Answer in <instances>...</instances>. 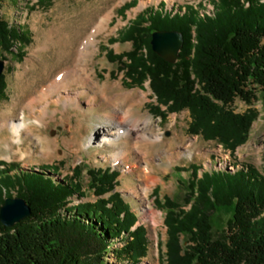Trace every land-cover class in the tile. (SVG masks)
<instances>
[{"label": "trees", "instance_id": "1", "mask_svg": "<svg viewBox=\"0 0 264 264\" xmlns=\"http://www.w3.org/2000/svg\"><path fill=\"white\" fill-rule=\"evenodd\" d=\"M134 4L126 2L120 11ZM156 30L183 33L175 63L152 50ZM18 41L28 42L0 13V46L9 50ZM116 41H130L133 49L125 54L108 50V59L126 68L133 83L150 80L158 100L151 107L154 113L165 116L159 105L170 112L189 109L193 133L232 149L247 140L257 112L250 108L235 113L230 105L236 98L251 104L254 89L264 98V0H218L213 13L203 16L190 5L168 9L161 3L141 11L122 35L109 39ZM3 80L1 75L2 96ZM14 164L2 161L0 208L16 192L26 199L31 214L12 227L0 221V264H107L110 252L119 261L136 264L146 256L145 227L137 225L136 213L121 194L112 193L117 170L91 169L90 188L97 199L73 205L84 196L76 177L54 178L60 170L54 164L42 166L41 172L11 173L19 169ZM200 168L180 169L191 172L185 198L189 209L173 198L156 197L157 207L165 212L168 264H264V176L248 165L199 176ZM107 193V198L101 197ZM219 207H233L223 239L212 236V215ZM117 241L122 245L115 247Z\"/></svg>", "mask_w": 264, "mask_h": 264}, {"label": "rangeland", "instance_id": "2", "mask_svg": "<svg viewBox=\"0 0 264 264\" xmlns=\"http://www.w3.org/2000/svg\"><path fill=\"white\" fill-rule=\"evenodd\" d=\"M130 1L1 0L2 18L28 42L18 41L9 50L0 46V59L6 62L2 74L4 95L0 94V174L4 167L2 161L19 165L11 173L31 169L41 172L42 166L58 165L60 170L54 178L60 180L68 175L76 177L82 185L84 196L76 198L73 202L76 205L97 199L90 188L91 169L114 168L119 176L112 193L121 194L136 213L137 225L146 229V256L136 264H168L165 212L157 207L156 197L162 201L165 197L173 198L189 209L185 198L191 172L180 169L190 170L191 165L201 167L199 176L207 170L227 167L234 172L247 165L264 176V98L259 89H254L256 99L251 104L236 98L230 105L235 113H244L250 108L257 112L247 140L234 149L220 140L193 133L189 109L170 112L166 106L159 105L165 116L154 113L151 107L158 100L150 80L133 83L126 75V68L120 69L118 62L107 57L108 50L114 54L131 51L132 43L109 42V39L122 35L130 21L147 7L156 8L164 3V8L175 6L184 10L190 5L203 16L213 13L218 0H133L135 4L121 12L120 7ZM102 19H105L104 27L97 34L95 51L90 47L91 51L87 52L83 49L85 37L82 41L80 38L86 31L88 35L93 21ZM193 41L196 40L193 38ZM123 59L128 62L126 57ZM63 68L69 73L78 71L85 82L69 74L71 78L66 85L53 88L46 99H41L38 91L35 92L36 87L45 81L47 74L50 76ZM82 90L92 97H79ZM116 93L139 98L140 102L126 112L130 103L120 105L117 99L112 101ZM71 98L74 101L66 104ZM21 113L30 126L15 140L11 123L19 122ZM111 119L122 122L125 127L138 124L144 133L138 135L132 129L125 136L127 139L122 136L100 142V135L95 132L102 131V127L109 128ZM117 154L121 156L115 159ZM142 188L148 190L147 202L138 194ZM12 193L16 197V192ZM232 213L233 207L216 209L212 215L213 238H224ZM153 216L156 225L151 223ZM121 245L117 241L115 247ZM106 262L133 264L119 261L112 252Z\"/></svg>", "mask_w": 264, "mask_h": 264}, {"label": "bare ground", "instance_id": "3", "mask_svg": "<svg viewBox=\"0 0 264 264\" xmlns=\"http://www.w3.org/2000/svg\"><path fill=\"white\" fill-rule=\"evenodd\" d=\"M104 22H105V19H102L101 21H98V20L93 21L92 24L90 25V32L88 33V35H87V31H86V33L80 38V40L82 41V39L85 37L84 40H83V49L87 50V52L91 51L90 47H93V49H92L93 52L95 51L96 41H97V34L103 29ZM31 64H32V66L35 65V62H33V60H32ZM76 73L77 74H75L73 72L69 73V72L65 71V69L63 68V69H60V70L56 71L54 74H51V75L49 74L50 76H48V74H47V76L45 77V81H43L42 83H40V85L38 87H36L35 92L38 91V96L41 97V99L42 98L46 99L45 96L46 95H50L53 88H58V87L64 86V85H66V83H68L70 81L69 79L71 77H70L69 74H72L73 75L72 77L75 76L79 81L84 83L85 82L84 76L82 74H79L78 71H76ZM83 95H88L87 99L92 97V96H89L88 92H86L85 90L80 91L79 97H82ZM115 99L118 100V103L120 105H125L126 103H128V104L130 103L129 107L126 110V112H129L130 109H132L135 106L136 103L138 104L140 102L139 98L133 99L128 94H123L122 95V94L116 93L114 95V98H113L112 101H115ZM73 101H74V98H71L70 100H66L65 102H66V104H69V103H71ZM122 111L125 112L124 110H122ZM18 119H19V122L11 123L12 131H13V133L16 136V139L14 138L15 140H19L20 136L22 134V130L24 128H28L30 126L29 124L26 123V119H25V114L24 113H21V115L19 116ZM109 123L111 124V126L109 128L105 129V127H102V128H100V129H102V131H100V132L96 131L95 132V134L97 133V134L100 135V138H101L99 140L100 142H110L111 139H116V138L120 139L122 136L125 137L126 135H128L132 131V129L136 130V133L138 135L144 133V130L142 131L141 129H139L138 124H133L130 127H125L124 124H122V122H120V121H118L116 119H113V120L111 119V121ZM123 139H127V137H125ZM144 142H146V141H144ZM120 156L121 155L117 154L115 159L120 158ZM222 168H224V167H222ZM225 168H227V167H225ZM218 169H220V168H218ZM138 194H140L141 198L144 201L147 202L148 196H149L147 188H142L138 192ZM151 223L153 225L157 224L156 220L154 219V216L151 217Z\"/></svg>", "mask_w": 264, "mask_h": 264}, {"label": "water", "instance_id": "4", "mask_svg": "<svg viewBox=\"0 0 264 264\" xmlns=\"http://www.w3.org/2000/svg\"><path fill=\"white\" fill-rule=\"evenodd\" d=\"M183 43L184 36L181 31L156 30L152 33L151 46L153 51L170 63H175L179 59ZM5 65V60L0 59V77L4 73ZM30 214L31 208L26 199L6 197L0 208V221L3 225L12 227L30 216Z\"/></svg>", "mask_w": 264, "mask_h": 264}]
</instances>
